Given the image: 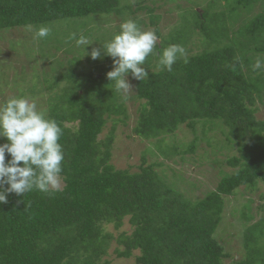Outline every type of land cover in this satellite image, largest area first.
I'll list each match as a JSON object with an SVG mask.
<instances>
[{
	"label": "trees",
	"instance_id": "obj_1",
	"mask_svg": "<svg viewBox=\"0 0 264 264\" xmlns=\"http://www.w3.org/2000/svg\"><path fill=\"white\" fill-rule=\"evenodd\" d=\"M223 1L221 8L218 0H210L206 7L185 12L177 5L178 21L163 37L159 15L138 3L137 9L150 12L149 25L160 38L161 51L171 44L185 46L194 33L203 45L188 55L187 64L178 61L171 73L158 68L156 57L145 61L148 78L134 79L140 104L133 132L141 139H157L156 148L166 153L163 136L182 125L195 132L199 121L213 125L221 120L237 141L238 154L226 159L232 172L222 175L202 198L191 200L165 181L144 154L136 171L116 168L110 161L113 135L99 139V134L109 119L115 121L113 116H126V109L106 77L109 66H98L99 60L89 57V72L76 70L83 64V52L78 51L64 73L48 84L43 80L47 90L67 81L47 111L63 129V185L51 196L37 191L24 197L9 194L7 203L0 204V264H110L105 256L113 238L116 257L133 258L135 264H224L232 257L215 237L226 198L241 187L255 190L260 182L264 185V121L256 117L264 74L252 70V56L264 57V0ZM258 2L262 8L235 26L241 12H250ZM109 14L134 20L132 4L122 5L121 0H0V32L49 26L52 33L42 44L52 42L59 49L71 43L72 33L91 34L84 28L94 16ZM16 41L11 43L28 47ZM55 63L62 65L58 58ZM9 159L6 154V162ZM259 198L264 200V192ZM257 208L264 209V203ZM125 218L130 232L122 230L114 237L105 231L109 224L119 229ZM253 218L246 203L241 219ZM243 228V254L233 262L264 264V215Z\"/></svg>",
	"mask_w": 264,
	"mask_h": 264
},
{
	"label": "rangeland",
	"instance_id": "obj_2",
	"mask_svg": "<svg viewBox=\"0 0 264 264\" xmlns=\"http://www.w3.org/2000/svg\"><path fill=\"white\" fill-rule=\"evenodd\" d=\"M209 1L121 0V4H132L134 20L140 21L139 26L143 30L153 31L154 27L149 25L150 12L145 8L137 9V7L138 3H140L152 8V13L160 17L158 27L163 37L168 34L169 30L178 21L177 5L182 12H185L191 11L193 8L206 7ZM217 4L220 8L224 7L223 0H218ZM262 4L263 2H258L250 12L242 11L235 26L259 11L262 8ZM130 18L132 19V17ZM125 20L123 14L94 16L84 28L86 30L89 29L91 34L87 35V37L93 41L89 45L87 52H90L92 48L101 47L99 43H104L111 39L114 33L118 31L120 24ZM36 29L34 26H29L0 32V103L13 97L24 96L34 100L38 107L47 113L51 98L62 90L67 81L65 79L60 80L56 86L47 90L43 80L47 79V84L53 82L57 76L66 70L68 59L73 58L75 55L78 56V51H81V49L76 47L74 40L59 49H56L52 42L46 46L42 44L41 40L34 39ZM84 29L78 27L77 31L83 33ZM20 39L23 41H19ZM11 41H16L17 44L23 42L31 50L28 47L11 43ZM158 43H160V38ZM200 45H203L201 36L194 33L184 46L187 55L200 51L202 49ZM44 52H51L54 56L47 58L42 54ZM262 56L257 54L252 56V58L255 61L257 57ZM56 58L62 61L61 66L55 63ZM81 58L83 64L81 63L82 66L79 65L76 70L80 69V71L87 73L92 67L91 63L87 64L89 56L85 55ZM96 65H108L109 67H107L105 74L113 68L111 58H101ZM149 69L152 68L150 67ZM97 70H99L98 67ZM262 74H264V71H262ZM127 79L132 86V93L129 99L123 102L126 116H113L115 121L109 119L99 134V139H104L110 132L113 135L110 146L111 163L116 168L136 171L144 154L147 162L155 164L156 170L162 175L164 180L173 184L178 191L191 200L202 198L208 191L215 188L222 175L230 173L234 169L226 163V159L229 156L238 154L237 141L229 134L228 127L221 120H216L213 125H205L202 121H199L195 125V132L189 127L182 125L174 134L163 136L161 145L166 148V153L159 152L155 146L157 139H141L133 132V127L138 117L140 100L135 97V80L131 75ZM34 85L37 86L36 90ZM256 105L259 107L256 117L264 121V95L261 101L256 102ZM119 117H124V120H119ZM195 137L193 150L188 152L186 149ZM228 137L231 138L228 139ZM172 147L173 149L170 151ZM62 185L63 181L61 179V187ZM262 192H264V185L260 182L255 190L241 187L226 198L222 223L219 224L215 233V237L220 239L224 248L232 254V257L224 260V264H235L234 260L241 259L243 250L240 244L243 240L244 224L246 223L247 225L257 221L260 215H264V209L259 210L257 208L259 203H264V200L259 198ZM246 203L251 205V212L254 215L250 222H245L241 219V211ZM122 230L131 231L127 218H125L124 224L119 229H114L110 224L105 228V231L110 232L114 237ZM115 247L116 242L113 238L109 241L107 255L105 256L110 261V264H135L133 258L123 259L116 257L114 253Z\"/></svg>",
	"mask_w": 264,
	"mask_h": 264
},
{
	"label": "clouds",
	"instance_id": "obj_3",
	"mask_svg": "<svg viewBox=\"0 0 264 264\" xmlns=\"http://www.w3.org/2000/svg\"><path fill=\"white\" fill-rule=\"evenodd\" d=\"M52 33L49 26L35 30L34 39L48 38ZM74 40L83 56L99 60L103 56L112 59L113 68L106 73L107 79L114 84L121 102L129 99L131 84L129 74L137 81L148 78L145 61L151 56L157 58V66L162 71H174L178 61L189 62L185 47L171 44L160 50L159 37L152 30H143L129 18L122 22L119 31L101 47L86 52L92 40L84 35L68 37ZM80 57V58H81ZM253 71H264V57H257L252 65ZM63 129L56 120L49 118L45 110L38 107L34 100L24 96L10 98L0 103V204L7 203L9 194L23 197L33 191L53 195L61 190L63 161L65 154L60 138ZM10 159L6 162L5 155Z\"/></svg>",
	"mask_w": 264,
	"mask_h": 264
}]
</instances>
